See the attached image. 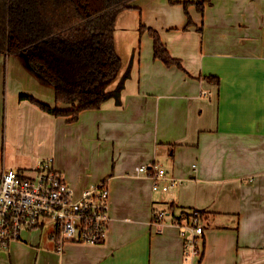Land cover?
Masks as SVG:
<instances>
[{
    "label": "crops",
    "instance_id": "0c3cea01",
    "mask_svg": "<svg viewBox=\"0 0 264 264\" xmlns=\"http://www.w3.org/2000/svg\"><path fill=\"white\" fill-rule=\"evenodd\" d=\"M184 1L135 0L118 14L123 63L110 89L130 72L120 103L110 98L76 121L21 99L56 104L24 55L0 54V167L51 157L77 194L108 180L112 218L104 242H67L63 252L50 229L26 232L0 250V264H264V0H189L204 2L203 13L189 6V29ZM142 25L182 66L154 57ZM151 164L166 170L163 184L178 183L154 190L137 171ZM192 209L205 212V233L201 256L187 258L173 219Z\"/></svg>",
    "mask_w": 264,
    "mask_h": 264
},
{
    "label": "trees",
    "instance_id": "16d2710c",
    "mask_svg": "<svg viewBox=\"0 0 264 264\" xmlns=\"http://www.w3.org/2000/svg\"><path fill=\"white\" fill-rule=\"evenodd\" d=\"M133 1L0 0V54L24 55L29 67L54 87L56 104L29 94L20 98L35 102L54 115L68 116L70 121H76L85 109L101 108L110 98L120 103L130 72L125 73L115 89H110L123 63L115 45L116 19L121 11L132 7ZM183 3L188 18L185 29H189L195 25L189 6L195 4L203 13L204 2L185 0ZM141 28L147 29L153 38L156 59L167 65L182 66L181 60L171 55L157 29L145 25ZM197 29L202 32L203 24ZM59 103L71 107L63 108ZM168 209L173 213L174 205ZM192 211L184 210L174 219L181 220Z\"/></svg>",
    "mask_w": 264,
    "mask_h": 264
},
{
    "label": "built area",
    "instance_id": "2783aa9c",
    "mask_svg": "<svg viewBox=\"0 0 264 264\" xmlns=\"http://www.w3.org/2000/svg\"><path fill=\"white\" fill-rule=\"evenodd\" d=\"M138 172L153 178L154 190L168 191L177 184L175 178L163 184L166 170L157 165H141ZM108 180L94 183L77 194L65 175L53 165V159H42L33 169L0 167V250L22 239L24 233L52 224L50 232L56 250L63 252L67 242L99 244L106 240L111 215ZM160 211L156 219L167 216ZM185 237L188 257H200L203 251L205 224L202 213L173 219Z\"/></svg>",
    "mask_w": 264,
    "mask_h": 264
},
{
    "label": "rangeland",
    "instance_id": "374dc122",
    "mask_svg": "<svg viewBox=\"0 0 264 264\" xmlns=\"http://www.w3.org/2000/svg\"><path fill=\"white\" fill-rule=\"evenodd\" d=\"M8 70H9V65H8ZM6 77H7V75H6ZM8 78L10 79V78H12V80H14V76H12L11 75V73H10V75H9V72H8ZM6 80H7V78H6ZM0 150H1V153H2V146H1V148H0ZM46 159H53V158H51V157H47ZM22 161H21V163H23V164H21L23 167H33V165L32 164H30L31 163V161L30 160H27V157H23L22 159H21ZM154 165V164H153ZM150 166H152V164L150 165ZM23 170H28V169H23ZM163 179H165V178H163ZM162 179V180H163ZM163 183V182H162ZM161 191H164V190H162V189H160ZM167 211V210H166ZM205 216H202V219H203V222H204V218ZM52 226V224H49V225H47V227H45V228H43L44 229V231H47V230H49L50 228L49 227H51ZM43 229H40V230H43ZM37 231V230H36ZM43 231V232H44ZM35 232V231H34Z\"/></svg>",
    "mask_w": 264,
    "mask_h": 264
},
{
    "label": "water",
    "instance_id": "95a60500",
    "mask_svg": "<svg viewBox=\"0 0 264 264\" xmlns=\"http://www.w3.org/2000/svg\"><path fill=\"white\" fill-rule=\"evenodd\" d=\"M25 61H26L27 66L29 67V64L27 63V59H26V58H25ZM29 69H31V68L29 67ZM31 70H32V69H31ZM32 71H33V70H32ZM37 76H38L39 78H41L42 81L48 83V81H47V80H46L41 74L37 73Z\"/></svg>",
    "mask_w": 264,
    "mask_h": 264
}]
</instances>
